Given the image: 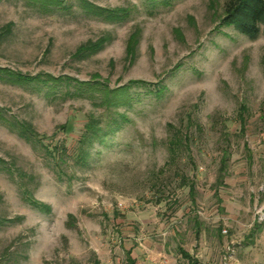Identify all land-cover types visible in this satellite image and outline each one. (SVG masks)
Here are the masks:
<instances>
[{"label": "rangeland", "instance_id": "obj_1", "mask_svg": "<svg viewBox=\"0 0 264 264\" xmlns=\"http://www.w3.org/2000/svg\"><path fill=\"white\" fill-rule=\"evenodd\" d=\"M58 1H0V68L38 80H0L2 114L37 134L28 142L0 120V264H125L128 250L136 264H187L182 245L200 264L231 251L264 264V244H246L264 224V25L251 38L224 24L227 0ZM47 75L60 79L51 92ZM105 89H125L129 104L105 105ZM91 117L103 142L79 164ZM175 133L189 148L173 160Z\"/></svg>", "mask_w": 264, "mask_h": 264}, {"label": "trees", "instance_id": "obj_2", "mask_svg": "<svg viewBox=\"0 0 264 264\" xmlns=\"http://www.w3.org/2000/svg\"><path fill=\"white\" fill-rule=\"evenodd\" d=\"M31 1L32 2L37 1L43 5H56L60 3V1L58 0H31ZM84 7L88 12L94 13L96 16L107 14L106 19L108 20L121 19V16L127 15L126 13H123V15L118 16L116 15V12L108 11L107 9L95 6L88 2L85 3ZM223 23L235 27L244 36L251 38L257 37L260 34L261 26L264 25V0H227L224 7ZM102 43L103 42L101 40L98 43H95L94 45L92 44V46L90 45L82 46L78 50L77 55H80L85 51L96 52L99 49H101V47L103 46ZM133 53H134V46L131 44L128 49L129 57L132 56ZM47 76L50 79H48V81L47 80L43 81V84L45 85L46 89H49V91L51 92L54 89H56L57 87L56 84L59 83L60 79L53 78L49 75ZM0 80L14 82L15 84L18 85L38 82L37 78L30 79L28 77H25L21 73H15L6 68H0ZM39 83L41 82L39 81ZM82 84L85 85L86 83L78 82V86ZM86 85L91 87V86H97L98 83L93 85L87 83ZM78 90L82 91L83 89L79 87ZM124 90L125 89H116V90L105 89L104 91H101L105 96V101H104L105 105L109 107H119L121 105H128L131 98L129 93ZM2 111L3 110L0 109L1 121L9 125L13 131H16L22 139L31 143L36 142L35 137H37V134L35 133L32 125H29L25 122L11 121L2 114ZM121 119L126 120L125 117L123 116L121 117ZM240 119L244 129L245 122L242 120V118ZM97 123H99V121H96L93 117H91L88 123L86 124L85 127L86 130L85 133L83 134L82 139L80 140L78 154H76V161L79 164H85L84 162H86L87 158H89L91 155L89 151H86L84 149L85 145L91 146L94 140H97L101 143L103 142L102 139L103 131H100V129L97 128ZM113 125L115 128L113 129V131L116 132L120 130L122 127V123L119 122L118 120H113L111 126ZM63 128L66 131L65 125ZM188 145H189V138L187 135L182 136L181 133H175L169 141V150H170L171 158H173L174 160L176 154L181 153V148L183 147L186 148L187 150L189 148ZM64 148L65 147L62 148L63 152H65ZM224 170L225 167L223 164V166L221 167V171ZM190 190L192 192L194 191V184L190 185ZM23 195H24L23 197L24 201L27 202L33 209H36L42 213H47V214L51 213V207L36 200L28 190L23 191ZM181 254L184 259L188 260L189 264H199L187 252L182 250ZM128 264H135V262L130 260Z\"/></svg>", "mask_w": 264, "mask_h": 264}, {"label": "crops", "instance_id": "obj_3", "mask_svg": "<svg viewBox=\"0 0 264 264\" xmlns=\"http://www.w3.org/2000/svg\"><path fill=\"white\" fill-rule=\"evenodd\" d=\"M241 129L243 130V126L241 127ZM223 188H225V187H223ZM193 192H195V185H194V191ZM219 202H220V200H219ZM221 204H222V201H221ZM221 208H223L222 209L223 212H225L227 214H230V215L231 214L235 215V217H237L235 219H238L239 216H240L241 210L239 211V208L235 207V205H233L232 207L228 206V205H225V207H221ZM199 226H200L199 227L200 231L197 230L196 235L201 234V233H205L207 231V229L201 230V227L203 226L202 223H199ZM223 231L221 232V234L223 233ZM179 234H181V233L178 230L176 232H174V236H175V238L178 239V241H180V239H181ZM222 236L223 235H221L219 237L222 238ZM248 238H249L248 239L249 241L246 244L250 248H253L254 246L257 247V246H259V244H264V224L263 225L257 224L256 227H253L252 230L250 231V235H249ZM261 246L263 247V245H261ZM182 250L187 252L195 261H197L200 264L201 256L194 255L192 253V251H189L188 249H185L184 246L182 245V246L179 247V254H180V256L182 258H183L182 254H181ZM130 260L134 261L135 264H136V259L132 256V250H128L126 252V262H125V264H128ZM184 260H186V259H184ZM186 261H187V264H189L188 260H186Z\"/></svg>", "mask_w": 264, "mask_h": 264}, {"label": "built area", "instance_id": "obj_4", "mask_svg": "<svg viewBox=\"0 0 264 264\" xmlns=\"http://www.w3.org/2000/svg\"><path fill=\"white\" fill-rule=\"evenodd\" d=\"M120 206H122V204H120ZM223 232H224V233H227L226 230H224ZM232 252H233V251H231V253H230V255H229V260H227L228 262H227L226 264H236V263L232 262V258H231V254H232ZM139 264H147V263H145V262H141V263H139Z\"/></svg>", "mask_w": 264, "mask_h": 264}]
</instances>
